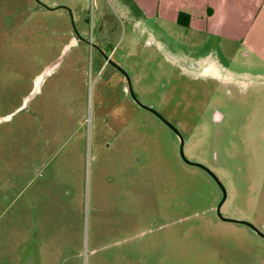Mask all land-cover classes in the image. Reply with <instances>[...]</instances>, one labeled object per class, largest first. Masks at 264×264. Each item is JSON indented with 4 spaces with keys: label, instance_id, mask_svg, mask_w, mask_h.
Listing matches in <instances>:
<instances>
[{
    "label": "rangeland",
    "instance_id": "1",
    "mask_svg": "<svg viewBox=\"0 0 264 264\" xmlns=\"http://www.w3.org/2000/svg\"><path fill=\"white\" fill-rule=\"evenodd\" d=\"M113 7L0 0V264H264V240L217 217L218 186L73 24L217 175L223 216L263 231L264 60Z\"/></svg>",
    "mask_w": 264,
    "mask_h": 264
},
{
    "label": "crops",
    "instance_id": "2",
    "mask_svg": "<svg viewBox=\"0 0 264 264\" xmlns=\"http://www.w3.org/2000/svg\"><path fill=\"white\" fill-rule=\"evenodd\" d=\"M110 1L120 17L133 25L151 22L161 28L218 37L225 43L246 47L247 56L253 54L264 60V0ZM196 62L214 66L207 59Z\"/></svg>",
    "mask_w": 264,
    "mask_h": 264
},
{
    "label": "water",
    "instance_id": "3",
    "mask_svg": "<svg viewBox=\"0 0 264 264\" xmlns=\"http://www.w3.org/2000/svg\"><path fill=\"white\" fill-rule=\"evenodd\" d=\"M42 7L48 9V10H56V9H60L62 7H58V8H55V9H51L45 5H43L42 3H39ZM73 29H74V34L75 36L82 42L88 44L89 46L91 47H94L96 49L97 46L92 44L90 41L88 40H85L81 37V35L79 34V32L77 31L75 25L73 24ZM104 59L107 61L108 64L116 67L125 77L126 81H127V86H128V91H129V94L132 98V100L134 101V103L136 105H138L140 108L152 113L153 115H155L158 119H160L161 122H163L165 125H167L179 138L180 140V156H181V159L188 165L190 166H195V167H198V168H201L203 170H205L206 172H208L213 178L214 180L216 181V183L220 186V188L222 189V192H223V199L221 201V203L219 204L218 208H217V214H218V217L224 221V222H229V223H235V224H240V225H245V226H248L250 227L251 229H253L259 236H261L262 238H264V233H262L261 231H259L255 226H253L251 223H248V222H245V221H241V220H235V219H227L225 217H223V215L221 214V206L223 205V203L226 201L227 199V192L225 190V188L223 187V185L221 184V182L219 181V179L209 170L207 169L206 167H204L203 165L201 164H197V163H193L191 161H189L186 156H185V153H184V145H185V140L184 138L182 137L180 131L175 127L173 126L163 115H161L158 111H156L155 109L149 107V106H146L144 105L143 103H141L138 98L136 97V95L134 94L133 92V88H132V85H131V80H130V77L129 75L123 70L121 69L117 64H115L112 60H111V57L107 54H105L101 49H98Z\"/></svg>",
    "mask_w": 264,
    "mask_h": 264
},
{
    "label": "flooded vegetation",
    "instance_id": "4",
    "mask_svg": "<svg viewBox=\"0 0 264 264\" xmlns=\"http://www.w3.org/2000/svg\"><path fill=\"white\" fill-rule=\"evenodd\" d=\"M76 37V36H75ZM77 38V37H76ZM78 39V38H77ZM78 41H79V43H81L82 41H80L79 39H78ZM84 43V42H83ZM86 44V43H85ZM96 46H97V48L98 49H101L105 54H107V55H109L110 57H111V55L107 52V51H105V50H103L98 44H96ZM96 52H97V55L100 57V59H101V62H102V65H101V68H102V71H111V73H119L122 77H123V79L125 80V82H126V84H125V87H126V89L127 90H125V88H124V90H125V93L130 97V99L132 100V98H131V96H130V94H129V91H128V86H127V81H126V79H125V77H124V75L116 68V67H114V66H112V65H110V64H108L107 63V61L104 59V57H103V55H102V53L98 50V49H96V48H94V47H92ZM111 60H112V58H111ZM113 61V60H112ZM114 62V61H113ZM115 63V62H114ZM116 64V63H115ZM97 67H99V66H97ZM120 67V66H119ZM121 68V67H120ZM184 68H186V69H190V66L189 65H184ZM121 69H123V68H121ZM191 69H192V67H191ZM124 70V69H123ZM125 71V70H124ZM126 72V71H125ZM237 83L238 82H236V83H234V84H236L237 85ZM132 102L134 103V101L132 100ZM138 106V105H137ZM139 107V106H138ZM155 116V115H154ZM156 117V116H155ZM160 120V119H159ZM226 121V116H225V114L224 113H222L220 110H215L214 112H213V114L211 115V122L214 124V126L215 127H219L220 125H222L224 122ZM170 122V121H169ZM163 123V122H162ZM171 123V122H170ZM164 124V123H163ZM173 126H175L173 123H171ZM165 125V124H164ZM170 131H172L167 125H165ZM176 127V126H175ZM177 128V127H176ZM178 129V128H177ZM173 132V131H172ZM174 133V132H173ZM175 134V133H174ZM175 136L178 138V136L175 134ZM178 141H179V143H180V140H179V138H178ZM183 161V160H182ZM184 162V161H183ZM185 163V162H184ZM186 164V163H185ZM186 165H188V164H186ZM188 166H190V165H188ZM192 167H195V166H192ZM205 167V166H204ZM196 168H198V167H196ZM207 168V167H206ZM199 169H201V168H199ZM208 169V168H207ZM201 170H203V169H201ZM210 170V169H209ZM214 182H215V184L218 186V188L220 189V191H221V193H222V199H223V192H222V189L220 188V186L216 183V181L214 180V178L208 173V172H206L205 170H203ZM211 171V170H210ZM212 172V171H211ZM213 173V172H212ZM216 177H217V175L215 174V173H213ZM218 178V177H217ZM219 179V178H218ZM219 181H220V179H219ZM221 182V181H220ZM221 184H222V182H221ZM223 185V184H222ZM223 187H224V185H223ZM225 188V187H224ZM226 190V189H225ZM227 192V191H226ZM222 201V200H221ZM221 203V202H220ZM219 203V204H220ZM225 203V202H224ZM223 203V204H224ZM219 206V205H218ZM223 206V205H222ZM222 206H221V209H222ZM218 208V207H217ZM217 208H216V215H217V217H218V214H217ZM221 211V210H220ZM221 214H222V212H221ZM223 215V214H222ZM224 217V216H223ZM219 218V217H218ZM220 219V218H219ZM221 220V219H220ZM222 221V220H221ZM222 222H224V221H222ZM227 223H229V222H227ZM243 226H245V225H243ZM245 227H247V228H249L250 230H252L258 237H260L261 239H263L264 240V238H262L261 236H259L253 229H251L250 227H248V226H245ZM259 231H261L262 233H264V231L263 230H260V229H258Z\"/></svg>",
    "mask_w": 264,
    "mask_h": 264
}]
</instances>
